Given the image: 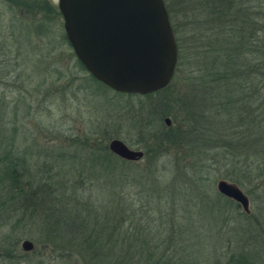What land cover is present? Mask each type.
Here are the masks:
<instances>
[{
    "label": "rangeland",
    "instance_id": "374dc122",
    "mask_svg": "<svg viewBox=\"0 0 264 264\" xmlns=\"http://www.w3.org/2000/svg\"><path fill=\"white\" fill-rule=\"evenodd\" d=\"M179 2L164 1L172 17ZM42 24L47 28L39 35ZM64 35L58 0H0V159L9 154L23 161L30 186L23 203L0 212V264H79L76 256L59 258L45 234L62 232L52 219L41 220L58 209L70 216L88 212L91 233L112 215L121 225L131 220L135 233L146 228L142 238L159 248L157 254L174 249V264H224L242 253L264 264L260 188L247 179L236 186L249 200V213L234 201L220 202L221 179L210 171L209 153L200 150L220 119L210 116L215 105L192 80L194 66L186 65L158 93L120 95L91 80ZM115 139L144 156L121 164L114 155L106 162L103 149ZM106 164L113 177L104 174ZM25 240L32 251L21 249Z\"/></svg>",
    "mask_w": 264,
    "mask_h": 264
},
{
    "label": "trees",
    "instance_id": "16d2710c",
    "mask_svg": "<svg viewBox=\"0 0 264 264\" xmlns=\"http://www.w3.org/2000/svg\"><path fill=\"white\" fill-rule=\"evenodd\" d=\"M179 1L181 6L174 17L166 5L178 47L174 78L186 65L194 66L196 77L192 80L203 90L206 100L215 105V112L210 116L220 119L218 131L210 139L201 140L200 150L211 156L214 168L210 171L216 172L219 179L235 186H243L242 180L247 179L250 184L258 186L255 188H260V197L264 198V0ZM44 9L45 6L41 10ZM199 17L201 23L197 25L195 19ZM42 26L47 28L44 24L39 25V35L43 34ZM63 38L67 41L65 35ZM191 41L194 42L193 47H190ZM165 141L169 142L166 138ZM161 142L164 143L163 140ZM173 142L179 143L180 140ZM103 151L106 162H109L114 155L106 147ZM114 160L121 164L129 163L118 158ZM0 162V212H3L7 204H21L27 196L25 189L30 186L29 179L25 180L23 161L13 157L9 159L7 154ZM103 166L104 174L113 177V171L104 170L107 164ZM218 198L220 202L234 205L232 200L221 195ZM92 211L89 216L96 217ZM70 214L65 209H58L55 213L41 215L42 221L52 219L63 227L62 232L51 227L53 230L45 234L59 249V258L64 261L69 262L76 256L79 264H174V249L171 256V252L165 254L169 253L168 250L157 254L159 248L153 250L147 246V238H142L146 228L141 235L135 233L131 220L125 219L121 225V218L115 216L113 219L112 215L91 233L85 225L88 212L86 215ZM148 225L147 222L144 227ZM174 237L176 242L180 241L179 234H174ZM53 239L61 242L56 244ZM139 239L144 243L133 247L131 243ZM156 241L160 242L159 239ZM186 253L192 252L187 250ZM6 258L8 260L10 256L5 254ZM256 262L242 253L229 256L224 264Z\"/></svg>",
    "mask_w": 264,
    "mask_h": 264
},
{
    "label": "water",
    "instance_id": "95a60500",
    "mask_svg": "<svg viewBox=\"0 0 264 264\" xmlns=\"http://www.w3.org/2000/svg\"><path fill=\"white\" fill-rule=\"evenodd\" d=\"M63 29L72 51L97 82L120 94L147 95L164 89L178 60V47L163 0H58ZM170 125V120L165 119ZM108 150L136 162L143 152L112 140ZM217 192L249 213V200L221 180ZM33 243H21L24 252Z\"/></svg>",
    "mask_w": 264,
    "mask_h": 264
}]
</instances>
